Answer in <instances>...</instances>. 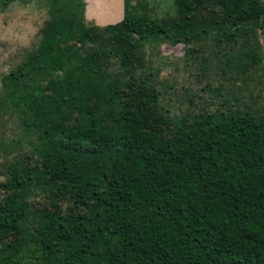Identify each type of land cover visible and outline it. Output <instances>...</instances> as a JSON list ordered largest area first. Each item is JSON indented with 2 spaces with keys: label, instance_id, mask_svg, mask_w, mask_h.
I'll use <instances>...</instances> for the list:
<instances>
[{
  "label": "trees",
  "instance_id": "obj_1",
  "mask_svg": "<svg viewBox=\"0 0 264 264\" xmlns=\"http://www.w3.org/2000/svg\"><path fill=\"white\" fill-rule=\"evenodd\" d=\"M40 2L38 41L0 82L42 171L2 164L0 236L20 229L14 199L38 181L48 198L71 200L38 213L40 264H264V114L224 98L170 117L156 72L143 69L146 42L209 40L238 47L232 61L246 73L261 58L264 0H171L161 18L123 0L121 20L103 26L84 18L83 0ZM105 83L118 94L93 123L119 114L124 134L65 133V116L90 114Z\"/></svg>",
  "mask_w": 264,
  "mask_h": 264
},
{
  "label": "rangeland",
  "instance_id": "obj_2",
  "mask_svg": "<svg viewBox=\"0 0 264 264\" xmlns=\"http://www.w3.org/2000/svg\"><path fill=\"white\" fill-rule=\"evenodd\" d=\"M86 1V15L93 24L103 26L121 20L123 0ZM130 3L134 12L155 18L173 12L171 0H130ZM46 17V9L40 0H0V77L36 45L38 29ZM255 40L261 58L246 73H241L237 61H232L233 57H242L238 47H215L209 40L189 45L146 42L143 69L156 72L160 103L170 117L178 118L201 108L214 109L224 98L229 104L233 99L239 105L245 102L246 106L264 114V28L257 30ZM187 47L196 49L186 53ZM117 94L118 87L106 83L92 89L91 113L83 117L65 116L64 132L92 127L106 136L124 134L119 114H106L93 123L96 108ZM65 133L61 137L66 140ZM21 136L17 116L8 105L4 86L0 82V181L4 174L2 164L11 162L13 157L29 161L31 170L37 174L42 171L40 161L32 158L20 142ZM28 189L14 199V206L23 213L20 229L0 236V264H40V252L34 240L40 227L38 213L50 209L52 203H56L62 211L71 204L68 196L61 200L45 196L38 181Z\"/></svg>",
  "mask_w": 264,
  "mask_h": 264
},
{
  "label": "crops",
  "instance_id": "obj_3",
  "mask_svg": "<svg viewBox=\"0 0 264 264\" xmlns=\"http://www.w3.org/2000/svg\"><path fill=\"white\" fill-rule=\"evenodd\" d=\"M86 10H87V1L84 0V18H85L86 20H88L87 15H86Z\"/></svg>",
  "mask_w": 264,
  "mask_h": 264
}]
</instances>
